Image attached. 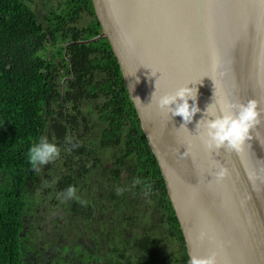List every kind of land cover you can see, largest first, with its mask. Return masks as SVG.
<instances>
[{"label":"water","instance_id":"95a60500","mask_svg":"<svg viewBox=\"0 0 264 264\" xmlns=\"http://www.w3.org/2000/svg\"><path fill=\"white\" fill-rule=\"evenodd\" d=\"M90 1L100 33L69 45L108 42L160 169L188 259L215 252L217 264H264V182L249 179L264 168V112L243 153L212 154L229 170L222 183L209 174L216 169L196 138L215 86L244 103L256 99L264 109V0ZM213 50L226 69L223 78H214L216 85L209 76ZM187 85L194 94L197 90L200 108L188 131L179 130L182 117L148 105L155 91L161 96ZM202 232L206 237L198 244Z\"/></svg>","mask_w":264,"mask_h":264},{"label":"trees","instance_id":"16d2710c","mask_svg":"<svg viewBox=\"0 0 264 264\" xmlns=\"http://www.w3.org/2000/svg\"><path fill=\"white\" fill-rule=\"evenodd\" d=\"M30 2L0 0V264H20L22 194L32 169L28 150L49 129L55 144L76 142L73 135L89 127L82 111L88 101H100L95 109L103 136L116 144L114 158L147 174L164 199L188 264L160 169L108 42L69 45L99 35L91 1L63 0L56 10L47 8L42 22ZM83 14L91 20L79 27Z\"/></svg>","mask_w":264,"mask_h":264},{"label":"flooded vegetation","instance_id":"af4514ba","mask_svg":"<svg viewBox=\"0 0 264 264\" xmlns=\"http://www.w3.org/2000/svg\"><path fill=\"white\" fill-rule=\"evenodd\" d=\"M98 123V135L81 127L26 178L20 264H186L156 186L114 158L116 144Z\"/></svg>","mask_w":264,"mask_h":264},{"label":"clouds","instance_id":"9594fccd","mask_svg":"<svg viewBox=\"0 0 264 264\" xmlns=\"http://www.w3.org/2000/svg\"><path fill=\"white\" fill-rule=\"evenodd\" d=\"M209 75L214 84V78H223L226 75L225 64L219 53L215 50L211 54ZM139 100V98H137ZM189 100L193 103L190 104ZM140 101V100H139ZM197 90L193 93V88L187 86L180 87L174 93H167L161 96L156 95V91L152 94L151 103L162 114L172 117H182L183 124L180 129H187V124L193 121L194 116L200 112L197 103ZM259 102L256 99H249L246 103L238 99H232L229 95L222 92L218 93L214 90V102L206 106L203 118L196 125V138L199 140L203 150L210 158V162L215 172L209 174L214 178L216 183H222L229 177L230 173L227 167L221 165L212 154L217 155L223 149L228 153L235 152L241 154L244 151L247 141L253 139L250 132L261 124V114L264 109L258 108ZM174 106V107H173ZM78 147V145H73ZM188 148H191L189 142ZM186 151L184 155H189ZM59 156V149L55 144L48 143L46 139L41 138L39 143H35L30 147L27 158L33 169L38 170L39 166L49 163L51 160ZM251 180H261L264 182V168L259 170V174L253 171L249 174ZM74 189L69 187L67 195L72 196ZM206 233H201L197 238L198 244L203 243ZM188 264H217V253L213 252L208 257L193 256Z\"/></svg>","mask_w":264,"mask_h":264},{"label":"rangeland","instance_id":"374dc122","mask_svg":"<svg viewBox=\"0 0 264 264\" xmlns=\"http://www.w3.org/2000/svg\"><path fill=\"white\" fill-rule=\"evenodd\" d=\"M62 2L63 0H31V2L29 3V6L36 13L39 21L42 22L44 19V16L47 15L48 13V9L56 10L58 7H60ZM90 20H91L90 16L83 14L80 21L78 22V26L83 27L86 24H88ZM99 102L100 101H95V102L88 101V102L83 103L82 105L83 113L87 114L85 116H87V122L89 124V127H91L92 125L91 128H94V127L96 128V132H95L96 135H98L99 129L102 128V126L98 123V115L95 109V106L99 104ZM81 116H84V115H81ZM48 132L50 133V136H48L49 134ZM48 132L45 134L44 139H46L48 143L55 144L56 139L53 136V132L50 129ZM91 135L92 136L90 137L91 139H93L94 138L93 134Z\"/></svg>","mask_w":264,"mask_h":264}]
</instances>
